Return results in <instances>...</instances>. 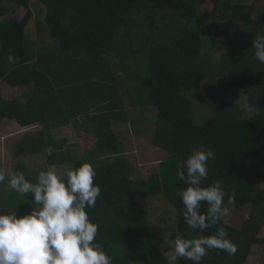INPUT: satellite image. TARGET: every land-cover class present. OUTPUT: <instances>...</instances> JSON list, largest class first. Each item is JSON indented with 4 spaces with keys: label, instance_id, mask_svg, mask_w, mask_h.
Returning <instances> with one entry per match:
<instances>
[{
    "label": "trees",
    "instance_id": "16d2710c",
    "mask_svg": "<svg viewBox=\"0 0 264 264\" xmlns=\"http://www.w3.org/2000/svg\"><path fill=\"white\" fill-rule=\"evenodd\" d=\"M210 1L213 10L202 12ZM241 2L39 0L46 8V30L56 42L51 49L27 34L30 0H11L9 6L0 0V83L27 92L20 101L0 94V123L42 128L22 135L14 156H43L47 166L69 164L73 170L83 163L94 167L101 193L86 211L98 224L97 242L113 264H193L168 260L157 232L152 233L147 201L173 211L176 236L192 239L225 229L238 247L236 254L213 249L200 264H247L253 248L264 246V63L252 47L255 37L264 35V0ZM18 9L25 12L23 18L14 15ZM203 86L214 87L206 104L211 114L196 123L197 112L203 111L195 110L191 93ZM234 89L246 95L251 117L244 118L240 104L231 101ZM145 108L156 111L155 130L148 136L139 126L137 135L166 159L155 174L134 179L125 144L132 138L133 113ZM65 127L92 135L89 149L75 154L65 139L54 140L52 132ZM200 143L216 154L203 186L221 180L235 192V203L229 205L225 197V207L246 210L239 228L223 218L203 232L185 223L177 192L186 185L176 173ZM41 171L47 169L17 164L6 174L0 197L7 201L0 204V214L31 212L32 194L20 196L7 180L23 172L35 183Z\"/></svg>",
    "mask_w": 264,
    "mask_h": 264
},
{
    "label": "clouds",
    "instance_id": "9594fccd",
    "mask_svg": "<svg viewBox=\"0 0 264 264\" xmlns=\"http://www.w3.org/2000/svg\"><path fill=\"white\" fill-rule=\"evenodd\" d=\"M252 47L256 59L264 63V35L256 36ZM8 59L11 62L14 58L9 55ZM45 152L50 156L53 148L49 146ZM215 155L210 147L197 144L176 173L186 185L177 192L185 223L201 232L230 215L225 197L229 205L235 203V192L226 190L223 181L203 186L209 175L208 162ZM95 176L94 167L83 163L68 171L66 178L51 170L39 172L35 183L23 172L8 177V188L22 197L31 193L35 207L23 216L16 212L0 214V264H113L97 242L98 224L90 220L86 211L96 206L101 193L100 186L94 183ZM5 177V170L0 169V184ZM203 205H207L206 212L201 211ZM173 244V259L183 258L193 264H200L213 249L229 255L238 251L223 227L208 236H176Z\"/></svg>",
    "mask_w": 264,
    "mask_h": 264
},
{
    "label": "rangeland",
    "instance_id": "374dc122",
    "mask_svg": "<svg viewBox=\"0 0 264 264\" xmlns=\"http://www.w3.org/2000/svg\"><path fill=\"white\" fill-rule=\"evenodd\" d=\"M11 0H4L6 6L10 5ZM233 3L235 0H225ZM247 5L252 4L253 0H243ZM257 5V4H256ZM30 10L32 12V19L27 28V34L30 36V40L34 43H46L49 47L55 48L56 42L54 43L45 28L44 19L46 10L39 0H30ZM213 5L211 1L207 3L203 8L202 12H211ZM14 15L17 18H23L25 12L22 9L15 10ZM214 87L203 86L197 92L191 93L194 97L195 110L201 108L203 112H197L195 119L196 123H200L206 119L211 111L206 110V104L209 102V95L213 92ZM232 96L231 101H234L242 107L243 117L249 118L253 115L254 110L248 105L246 95L241 90H231ZM27 93L24 89H11L4 83H0V94L4 99L14 100L24 99V94ZM20 99V100H19ZM135 118L132 117L131 130L132 138L126 141L125 148L128 151V159L134 165L133 178L146 179L152 174H155L159 163L166 159V154L160 152L158 149L151 147L145 142V139L137 135L139 131L138 127L142 129L143 133L151 136L154 133L155 126L154 120L156 117V111L153 108L140 109L138 112L133 113ZM202 123V122H201ZM125 127L126 124L121 125ZM42 131L41 127H31L28 129H21L17 124L10 120H4L0 123V169L5 170L6 174H11L17 164L24 165L30 170H42L47 169L56 172L58 175L65 177L68 171L73 170L69 164L63 166H47L43 156H30V157H18L14 156V146L20 140L22 135L25 133H35ZM120 133L123 132L122 128H119ZM54 140L65 139L67 146L73 153L77 154L83 150L89 149L94 141L92 135L84 133H75L72 127H65L61 130L52 132ZM125 139V138H123ZM261 185V182H259ZM2 188V186H1ZM3 190V189H2ZM4 192V190H3ZM5 193V192H4ZM7 199L3 200L0 197V204H4ZM146 210L148 211L154 229H152L156 236V241L160 249L164 252L169 261L174 262L173 259V239L176 237V226L174 225V213L169 207H164L158 201L150 202L147 201L145 204ZM229 208V207H228ZM230 215L223 217L230 225L239 228L247 218L246 210L236 211L231 208ZM264 235V232H263ZM247 264H264V246H255L251 252V255L247 261Z\"/></svg>",
    "mask_w": 264,
    "mask_h": 264
}]
</instances>
